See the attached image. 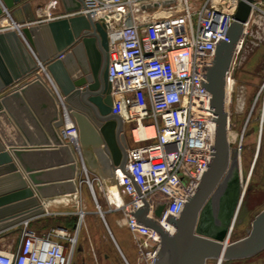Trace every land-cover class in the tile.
I'll return each mask as SVG.
<instances>
[{
    "label": "built area",
    "instance_id": "2783aa9c",
    "mask_svg": "<svg viewBox=\"0 0 264 264\" xmlns=\"http://www.w3.org/2000/svg\"><path fill=\"white\" fill-rule=\"evenodd\" d=\"M58 2L61 0H49L46 19L37 22L83 14L90 21L104 25L109 55L110 113L121 118L122 130L126 124L130 125L133 141L125 148L123 167L115 166L112 171L119 194L125 196L115 201L113 208L119 210L132 237L138 263L152 264L160 236L145 220H153L168 233L173 232L174 219L196 192L213 157L215 115L212 94L207 87L208 76L217 47L229 40L228 29L239 0H80L78 8L52 15L50 10ZM249 6L242 32L224 71L227 142L229 155L237 163L252 104L240 130L232 135L233 117H237L244 106V100L238 95L235 109L232 108L233 73L248 24L264 16V0H250ZM161 9L167 14L154 15ZM2 12L0 30L15 29L25 41L21 27L28 22L15 20L5 6ZM30 50L37 63L34 71L40 74L59 102L60 136L73 146L83 166L77 125L51 75ZM262 88L259 127L264 114V85ZM240 90L243 96L242 88ZM135 128H140L142 135L136 137ZM231 142H234V151L230 148ZM82 168L85 176L81 180L94 196L92 182L84 166ZM95 204L100 211L96 199ZM159 205L162 207L156 215ZM78 214L82 216L83 211ZM28 221L20 222L15 244L0 247V264H72L75 233L71 234L62 226L39 231L28 225ZM221 261L216 260V264Z\"/></svg>",
    "mask_w": 264,
    "mask_h": 264
},
{
    "label": "water",
    "instance_id": "95a60500",
    "mask_svg": "<svg viewBox=\"0 0 264 264\" xmlns=\"http://www.w3.org/2000/svg\"><path fill=\"white\" fill-rule=\"evenodd\" d=\"M15 1L4 0L7 6ZM249 1L239 0L228 29L229 40L217 47L209 71L207 87L212 94L215 115L211 162L196 192L187 199L174 219L173 232L168 233L153 220H145L160 236V246L152 264H204L207 258L239 259L264 248V207L252 218L247 233L231 241H224L225 233L214 235L195 228L212 192L226 176L235 178L238 174L236 159L229 160L223 85L224 71L249 13ZM61 3L67 12L80 6V0H61ZM21 32L26 42L15 30L0 31V107L3 90L36 69L31 48L54 80L77 125L79 145L89 147L101 163L105 161L112 168H122L127 144L121 118L110 113L111 95L105 58L107 35L103 23L92 22L83 14H74L23 25ZM34 82L40 84L38 80ZM53 124L56 128L62 125L60 112ZM237 206L233 210V218ZM161 207L159 205L155 209L156 215ZM43 211L42 201L28 184L15 162V155L0 136V229L6 221L9 224L20 223ZM228 223L223 227L227 228ZM232 224L233 219L229 232Z\"/></svg>",
    "mask_w": 264,
    "mask_h": 264
},
{
    "label": "crops",
    "instance_id": "0c3cea01",
    "mask_svg": "<svg viewBox=\"0 0 264 264\" xmlns=\"http://www.w3.org/2000/svg\"><path fill=\"white\" fill-rule=\"evenodd\" d=\"M48 1L49 0H17L11 6H7L4 0H0V18H2L3 15L2 6H5L15 20L19 22H28V25L37 23V20L46 19L45 9ZM50 12L52 15H58L64 13L65 10L62 3L58 2L56 6L51 8ZM4 30H10V28ZM35 80H38L40 84L34 82ZM241 88L244 96L246 89L243 86ZM6 92L10 93L9 113L11 114L12 120L13 143L19 144V146H25L26 150V152H24L25 154L20 156V159H17L15 156V162L21 169L28 184L33 188L39 200L43 203L44 211L41 215L53 217L57 214L68 213L67 209L75 207V198H73V196L76 189L81 194L82 201H80V207H85L86 201L84 199L85 197H83V193L84 190L86 191L87 184L84 180H81L82 176H77L76 163L79 161L78 158L74 156V151L76 150L61 138L60 126L56 128L53 124L54 119L60 111L56 96L36 71H32L27 76L6 87L3 93ZM2 106L3 104L1 107ZM257 124L258 129H256L255 136L252 140V144L255 147L251 161V173L256 171L258 177H264V114L260 127L259 116ZM79 149L84 168H86L85 166L87 164L89 165H87V167L89 169L91 168L90 172L95 176L94 179H96V182L101 186L102 192H109V194L111 193L112 195L114 190H105L110 182L114 184L115 189L118 191V187L112 175L114 169L112 165L110 163L106 164L105 161L101 163L95 155L91 156L87 154L86 156L83 151L84 148L81 146H79ZM97 171H100L102 176L96 173ZM111 195L107 194L105 197L104 209H102L98 202L97 204L100 207V211H103V221L113 237L108 218H110L109 220L116 226L127 228L119 210L113 208V200L116 198H114V194ZM118 195L125 198V196L120 195L119 192ZM85 212V226H91V228L95 227L96 219L89 216V214L95 211L86 209ZM39 215L40 214L32 216L28 219L32 221ZM6 222L1 224L3 227L0 229V245H2L1 241L8 233L14 231H18L19 233L20 223L9 224ZM116 245L128 262V259L123 254L119 245L117 243ZM129 255L134 260L131 251H129ZM135 262L138 263L136 257Z\"/></svg>",
    "mask_w": 264,
    "mask_h": 264
},
{
    "label": "rangeland",
    "instance_id": "374dc122",
    "mask_svg": "<svg viewBox=\"0 0 264 264\" xmlns=\"http://www.w3.org/2000/svg\"><path fill=\"white\" fill-rule=\"evenodd\" d=\"M237 61L238 63L235 66V70L233 73L234 91L232 108L233 110L235 109V105L238 102V95H240L241 99L244 100V106L241 112L239 111L237 113V117H233V120H235V125L231 127L232 135H234L235 132H238L240 130L241 123L243 121L244 116L246 115L252 94L254 90L260 87L262 79L264 78V16H260L248 24L245 35V42L243 43L241 49L238 51ZM242 86L246 89L244 96H242V92L240 90ZM9 94L10 93L6 92L3 93V96H1L3 106L0 107V136L4 139L7 147L16 156V158L20 159V156L22 154L24 155V152H26V150L25 146H19V144L17 145L13 143V130L11 128L12 120L11 114L9 113ZM262 101L263 95H260L256 104V108L253 110L252 117L248 122L246 128L247 130L243 136L241 158L244 165H246L245 163H247L250 158L252 140L255 136L256 129H258L257 122L258 116L260 115ZM123 133L124 137L128 139L129 143L133 144L129 124H126L124 126ZM233 143H230V148L234 151ZM83 148V151L86 156L87 154L91 156L93 155L89 147ZM74 154V156H76L79 161L76 163L77 176L80 175L84 177L85 173L82 168L83 166H81L80 158L78 157L76 151H74ZM87 165L85 166V169L89 179L93 184L94 196L92 195L90 188L87 185L86 191L84 190L83 193V197H85L84 199L86 201V204L84 205L85 207H80V201H82L81 194L76 189L73 196V198H75V207L67 209L68 213L57 214L53 217L45 215L42 216L40 214L36 219L28 221V225L39 231L45 230L49 227L65 225L66 227H68V231L71 234L75 233L76 244L72 256V264H139L135 262V257L138 258V255L129 231L124 227L116 226L111 220H109L110 218H108L109 227L113 234V237L125 257L128 259V262L126 263L121 251L116 245L112 235L110 234V231L106 227V224L104 223L103 218L100 215L103 214V211L101 210L98 212L95 204V199L100 204L102 209H104L105 197L107 196V194L111 195V193L109 194V192H102L101 186H99V184L96 182L97 180L94 179L95 176L92 175L90 172L91 168L89 169ZM96 173H98L99 175L102 174L100 173V171H97ZM247 174L248 171L243 173V178L246 180ZM245 185L247 188L245 187ZM245 185V193L243 194L242 205L237 211L235 221L229 232L228 241L244 236L251 226V220L254 215L264 207V177H258L255 171L251 173L248 178V182ZM106 187L107 188L105 190L107 191H110V189L114 190L112 195L114 194V198L118 200L120 196L118 195V191L115 189L114 184L110 182ZM242 190L243 189L241 188V194ZM116 199H114L113 201L117 202ZM85 208L95 211L89 214V216H92L94 219H96V225L93 228H91V226H85L84 224V218L86 216ZM235 209L236 206L234 208V211ZM80 210L83 211V215L79 217L78 213ZM232 218L233 214L229 219L230 221L228 220L229 223L227 228L222 227V229L216 231L213 230V232L210 230H204V232L214 235H224L225 233V238L230 229ZM70 221H74L73 226H71ZM224 230H226V232ZM18 234V231L8 233V235H6V237L3 238V240L1 241L2 245L0 246L7 247L12 244H15L19 237ZM129 251H131L134 260L130 257ZM204 264H216V259L207 258ZM221 264H264V249L249 257L222 260Z\"/></svg>",
    "mask_w": 264,
    "mask_h": 264
},
{
    "label": "flooded vegetation",
    "instance_id": "af4514ba",
    "mask_svg": "<svg viewBox=\"0 0 264 264\" xmlns=\"http://www.w3.org/2000/svg\"><path fill=\"white\" fill-rule=\"evenodd\" d=\"M108 57L109 55H108V52L106 51L105 58L108 60ZM263 85H264V78L262 79V83L260 87L254 90L252 97L250 99L248 108L252 104L251 117H252L253 110L256 108V104H257V101L260 95H263V89H262ZM125 141H126V144L129 143L126 137H125ZM254 147L255 146L252 144L251 149H250V158H249V161L245 163L246 165L243 164L242 158H240L239 163H236L237 169H238L237 176L235 178H229V176H226L225 179L221 181V183L216 188V190L212 192V194L206 201L205 206L203 207V209L201 210L198 216V220L196 221V224H195L196 229L200 228L203 230H210L212 232L213 230L216 231V230L222 229L225 223L228 222V220L231 218L235 206L238 205L237 210L241 207L242 201H243V194L245 193V190H243V193L241 195V188L243 184L244 185L247 184L248 178L251 175V169H252L251 161H252V156L254 153ZM231 158H232V155L230 154L229 160ZM247 171H248V174H247V180H246L243 178V173Z\"/></svg>",
    "mask_w": 264,
    "mask_h": 264
},
{
    "label": "bare ground",
    "instance_id": "6f19581e",
    "mask_svg": "<svg viewBox=\"0 0 264 264\" xmlns=\"http://www.w3.org/2000/svg\"><path fill=\"white\" fill-rule=\"evenodd\" d=\"M163 14H167V11L164 10V9H161L160 11L156 12L154 15L157 16V15H163ZM133 132H134V134H135L136 137H138L139 135H142V130H141L140 128H135V129L133 130ZM150 132H151V131H148V133H150ZM242 189L244 190V185H243ZM243 190H242V193H243ZM241 195H242V194H241ZM237 211H238V210H237ZM237 211H236V214H237ZM236 214H235L234 218H232V219H233V223H234V221H235ZM80 215H81V213H80ZM232 225H233V224H232ZM230 226H231V225H230ZM228 238H229V231H228L226 237L224 238V241H225V240L228 241ZM216 260H219V259H216Z\"/></svg>",
    "mask_w": 264,
    "mask_h": 264
},
{
    "label": "trees",
    "instance_id": "16d2710c",
    "mask_svg": "<svg viewBox=\"0 0 264 264\" xmlns=\"http://www.w3.org/2000/svg\"><path fill=\"white\" fill-rule=\"evenodd\" d=\"M66 217V216H65ZM71 222V226H73L74 225V221H70ZM60 226V225H59ZM62 227H65V228H67L68 229V227H66L65 225L64 226H62Z\"/></svg>",
    "mask_w": 264,
    "mask_h": 264
}]
</instances>
